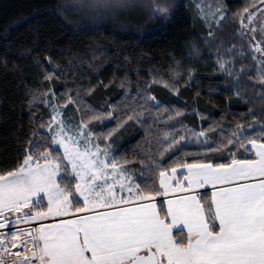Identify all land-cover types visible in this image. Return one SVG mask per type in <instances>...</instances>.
Returning <instances> with one entry per match:
<instances>
[{"label": "snow or ice", "instance_id": "obj_1", "mask_svg": "<svg viewBox=\"0 0 264 264\" xmlns=\"http://www.w3.org/2000/svg\"><path fill=\"white\" fill-rule=\"evenodd\" d=\"M245 3L234 14L224 0H217L215 9L200 10L218 27L232 15L234 34L264 69V0ZM154 7L159 15L166 5L155 0ZM77 8L82 9V0ZM244 48L227 51L243 58ZM217 65L233 76L234 59L218 58ZM243 71L233 78L237 94ZM256 79L264 87V70ZM153 82L179 92L171 81ZM125 99L132 104L123 115L118 107L78 109L83 112L79 123L63 114L79 96L50 105L49 120L32 128L24 156L11 169L0 167V264H264V115L247 128L235 122L229 132L223 126L196 132L179 122L183 113L177 110L168 120L179 128L171 124L161 135L149 126L137 174L131 161L113 154L112 137L130 121L145 124L141 113L148 110L151 117L160 102L143 91ZM105 121L116 123L106 132L91 127ZM190 141L201 146L192 162L184 151ZM206 186L214 189L211 197L195 192ZM175 188L185 194L158 208L155 198ZM49 220L54 222L42 223ZM30 222L38 223L16 227Z\"/></svg>", "mask_w": 264, "mask_h": 264}, {"label": "trees", "instance_id": "obj_2", "mask_svg": "<svg viewBox=\"0 0 264 264\" xmlns=\"http://www.w3.org/2000/svg\"><path fill=\"white\" fill-rule=\"evenodd\" d=\"M103 1L82 0L78 10L79 0H0V167L13 168L17 157L24 156L32 128L49 120L48 92L58 105L79 96V103L63 110L64 117L77 122L83 115L78 109L118 107L123 115L132 104L126 96L137 98L142 91L155 96L160 106L151 109V117L148 110L141 113L146 123L130 121L111 141L113 154L131 161L137 174L149 126L152 134L161 135L171 124L179 128L175 120H168L177 110L183 113L179 122L196 132L220 126L229 132L235 122L247 128L261 120L264 87L256 77L264 69L253 61L246 42L234 34L237 24L232 15L219 27H207L196 18L189 0L161 1L172 6L159 15H153L150 6L106 8ZM224 2L230 14L247 6L245 0ZM210 32L215 35L209 37ZM241 45L243 58L238 52L228 53ZM218 58L234 59L232 77L219 70ZM177 61L179 75L174 71ZM241 68L242 90L237 94L233 78ZM159 78L171 81L179 92L153 82ZM160 115L162 120L153 119ZM115 123L91 127L106 132ZM210 135L218 139L216 133ZM184 151L192 162L201 146L190 141ZM198 194L210 197L209 191ZM158 207L164 208L163 202Z\"/></svg>", "mask_w": 264, "mask_h": 264}, {"label": "rangeland", "instance_id": "obj_3", "mask_svg": "<svg viewBox=\"0 0 264 264\" xmlns=\"http://www.w3.org/2000/svg\"><path fill=\"white\" fill-rule=\"evenodd\" d=\"M165 2L166 0H159L158 2L161 4V5H165L164 3L162 2ZM192 4V8L194 10V13L196 15V18H198L199 20H202V22L204 24L207 25V27H210L212 26L213 24H216L212 19L211 17L209 16L208 20L206 21L205 20V17L204 15L202 14V11L200 9H203L204 11H208L209 9H215L217 7V0H189ZM87 2H89V0H87ZM154 0H105L103 1V3H106V5H108L106 8H112L113 6H124V7H127V8H133V7H145V6H150L151 7V12L153 15H157L156 14V10H155V7H154ZM117 3H122L123 5L121 4H118L116 5ZM140 3H143V4H140ZM167 4V2H166ZM91 6H95V3H92ZM168 9H170V7L172 6L171 4H167L166 5ZM145 9H147V7H145ZM164 12V11H163ZM47 104L49 105V110H50V114L52 112V109L50 107V105H58V103L56 102V98L54 96V94H52L51 92H48V96H47ZM64 110V109H63ZM64 114V112H63ZM68 120H71L73 121L74 123H79V121L77 122V119L72 117L69 118L68 116L67 117H64ZM70 135V134H69ZM53 147H59L57 145H54ZM59 150L61 151V153H63V148H59ZM41 163H43V161H41ZM165 196H157L155 199H160V198H164ZM47 201H45L46 203ZM163 202V201H162ZM6 215H9V216H12L14 214L12 213H7L6 212Z\"/></svg>", "mask_w": 264, "mask_h": 264}, {"label": "crops", "instance_id": "obj_4", "mask_svg": "<svg viewBox=\"0 0 264 264\" xmlns=\"http://www.w3.org/2000/svg\"><path fill=\"white\" fill-rule=\"evenodd\" d=\"M177 178L178 179H182V177H177ZM202 191H209L210 197H211V193H212V191H214V189H212L211 187H207V186L204 187V188H197V189H195V192L196 193H200ZM183 194H185V193H182L179 188H175V191L174 192H169L168 196L163 198L164 208L165 209L167 208L166 200H168V199H175L176 197H178L180 195H183ZM157 206H158V204H157Z\"/></svg>", "mask_w": 264, "mask_h": 264}, {"label": "built area", "instance_id": "obj_5", "mask_svg": "<svg viewBox=\"0 0 264 264\" xmlns=\"http://www.w3.org/2000/svg\"><path fill=\"white\" fill-rule=\"evenodd\" d=\"M163 200V198H160V199H155V202H159ZM51 222H54L52 220H49V221H42V223H51ZM38 223V222H30L28 224H25V223H19L16 225V227H19V228H30V227H33L35 226V224ZM7 231V230H5ZM13 251L15 250L14 248L12 249Z\"/></svg>", "mask_w": 264, "mask_h": 264}]
</instances>
